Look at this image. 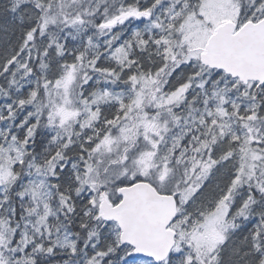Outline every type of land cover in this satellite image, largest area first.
<instances>
[{
  "label": "snow or ice",
  "instance_id": "1",
  "mask_svg": "<svg viewBox=\"0 0 264 264\" xmlns=\"http://www.w3.org/2000/svg\"><path fill=\"white\" fill-rule=\"evenodd\" d=\"M0 264H264V0H0Z\"/></svg>",
  "mask_w": 264,
  "mask_h": 264
}]
</instances>
